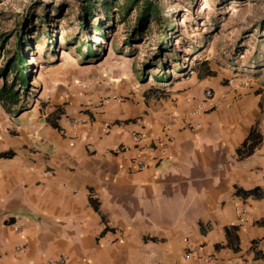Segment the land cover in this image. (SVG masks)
Wrapping results in <instances>:
<instances>
[{"label": "crops", "instance_id": "0c3cea01", "mask_svg": "<svg viewBox=\"0 0 264 264\" xmlns=\"http://www.w3.org/2000/svg\"><path fill=\"white\" fill-rule=\"evenodd\" d=\"M240 77L203 60L141 94L0 104V264H264V146L237 155L257 120Z\"/></svg>", "mask_w": 264, "mask_h": 264}, {"label": "rangeland", "instance_id": "374dc122", "mask_svg": "<svg viewBox=\"0 0 264 264\" xmlns=\"http://www.w3.org/2000/svg\"><path fill=\"white\" fill-rule=\"evenodd\" d=\"M151 1L159 15L147 18L135 33L137 7L124 18L117 12H123L121 1L108 19L97 11L105 22L99 34L92 28L81 31L75 0H0V85L6 82L19 92V107L49 97L55 86L71 93L76 89L101 92L134 83L141 94L170 85L188 75L196 63L207 60L214 72L229 71L245 79L246 90L255 95L256 128L263 147L264 0ZM44 14L47 24L41 21ZM97 17L89 18L91 27ZM19 31L30 41L24 47L26 88L19 87L8 68ZM163 39L167 47L157 56ZM88 45L93 51L83 57ZM230 78L229 74L227 85ZM78 80L86 88L76 85Z\"/></svg>", "mask_w": 264, "mask_h": 264}, {"label": "trees", "instance_id": "16d2710c", "mask_svg": "<svg viewBox=\"0 0 264 264\" xmlns=\"http://www.w3.org/2000/svg\"><path fill=\"white\" fill-rule=\"evenodd\" d=\"M78 3L79 12L77 15V22L79 25V28L81 31L87 33L91 28L94 31L102 32L104 28V20L99 19L97 17V11L101 10L105 14V18L108 19L109 15H112L115 8L117 9L119 2L121 1V8L123 9V12L118 10V13H121L124 18L125 15L129 13L130 10L133 8L139 9V16H138V28L134 30V33L143 28L145 25V22L147 18L150 17L157 18L159 15V10L157 6L153 7L151 0H75ZM98 2V4H97ZM99 6V8L97 7ZM96 16L98 18V21L94 27H91L89 24V18ZM41 21L44 23H48V16L46 14L43 15L41 18ZM26 24V23H25ZM262 25L264 27V22H262ZM165 29H169L168 26H165ZM165 32V31H164ZM26 35L19 31L15 33V47L12 57L9 60L8 68L10 69V73H13V77L15 82L19 85V87L26 88L28 83V64L25 60V46L30 41H27ZM163 37L165 36V33L163 34ZM166 39H163L159 42L158 47L160 49V53L157 56H160V54L163 52V49L167 46L165 45L164 41ZM86 52L83 53V57L87 56V54H91L93 51L92 46H86ZM162 64V63H161ZM4 74V69L3 71ZM2 74V75H3ZM2 78V77H1ZM161 79L156 81H161ZM0 104L5 109L6 112L11 113V110L13 107L19 104V92L15 90L12 86L8 85L6 82H3L0 85ZM262 135L260 132L257 131L256 125L253 126L250 129V132L247 136V138L244 140L242 145L237 149V155L240 160H244L248 157H250L257 149H259L262 145ZM255 190L250 191L248 194H253Z\"/></svg>", "mask_w": 264, "mask_h": 264}, {"label": "built area", "instance_id": "2783aa9c", "mask_svg": "<svg viewBox=\"0 0 264 264\" xmlns=\"http://www.w3.org/2000/svg\"><path fill=\"white\" fill-rule=\"evenodd\" d=\"M204 100L202 101V105L205 106L208 109H212L213 105L211 102V99L213 97V92L212 90H207L205 92V96H204ZM67 124L69 125H73V126H78L81 124L80 121L78 120H68ZM136 138H141V136H136ZM239 213H240V222H244L245 221V216L247 214V208L245 206H239ZM16 231L18 230L17 228L15 229ZM189 256V254H187V257Z\"/></svg>", "mask_w": 264, "mask_h": 264}]
</instances>
